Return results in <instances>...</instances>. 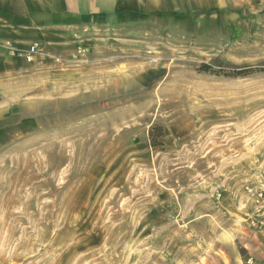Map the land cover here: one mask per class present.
<instances>
[{"label":"rangeland","instance_id":"obj_1","mask_svg":"<svg viewBox=\"0 0 264 264\" xmlns=\"http://www.w3.org/2000/svg\"><path fill=\"white\" fill-rule=\"evenodd\" d=\"M0 38V264H264V0H0Z\"/></svg>","mask_w":264,"mask_h":264},{"label":"built area","instance_id":"obj_2","mask_svg":"<svg viewBox=\"0 0 264 264\" xmlns=\"http://www.w3.org/2000/svg\"><path fill=\"white\" fill-rule=\"evenodd\" d=\"M18 55L25 61L31 62L37 54V45L29 44L25 49L16 48L11 41L0 38V59L4 54Z\"/></svg>","mask_w":264,"mask_h":264},{"label":"trees","instance_id":"obj_3","mask_svg":"<svg viewBox=\"0 0 264 264\" xmlns=\"http://www.w3.org/2000/svg\"><path fill=\"white\" fill-rule=\"evenodd\" d=\"M208 69H210V66L209 65H206L204 64L203 65V70L207 71ZM221 72V70L215 72V73H219ZM251 72V69L249 68H246V69H240V70H237V71H232V75H245L247 73H250Z\"/></svg>","mask_w":264,"mask_h":264},{"label":"bare ground","instance_id":"obj_4","mask_svg":"<svg viewBox=\"0 0 264 264\" xmlns=\"http://www.w3.org/2000/svg\"><path fill=\"white\" fill-rule=\"evenodd\" d=\"M25 208H26V207H25ZM6 209H7V208H6ZM18 213H19V212H18ZM21 226H22V225H21ZM6 227H7V225H6ZM10 227H11V226H10ZM10 227H9V228H10ZM7 228H8V227H7ZM32 229H33V228H32ZM9 230H10L9 233L12 232L11 229H9ZM4 231H5V230H4ZM4 231H3V232H4ZM7 232H8V231H7ZM19 232H20V231H19ZM25 235H26V234H25ZM39 235H40V234H39ZM0 236H2V235H0ZM8 236H9V234H8ZM8 236H7V237H8ZM10 236H11V234H10ZM2 237H3V236H2ZM20 237H21V236H20ZM8 239H10V238L8 237ZM11 240H12V239H11ZM6 241H7V240H6ZM21 242H22V240H21ZM24 242H25V241H24ZM24 242H23V244L25 245ZM3 243H4V241H3ZM19 243H20V240H19ZM28 243H29V242H28ZM24 245H22V247H23ZM6 247H7V246H6ZM22 247H21V248H22ZM25 247H26V245H25ZM14 248H15V247H14ZM16 250H17V249H16ZM11 254H12V253H11ZM14 255H15V254H14ZM9 256H10V255H9Z\"/></svg>","mask_w":264,"mask_h":264},{"label":"crops","instance_id":"obj_5","mask_svg":"<svg viewBox=\"0 0 264 264\" xmlns=\"http://www.w3.org/2000/svg\"><path fill=\"white\" fill-rule=\"evenodd\" d=\"M36 15L40 16L41 14L40 13H36Z\"/></svg>","mask_w":264,"mask_h":264}]
</instances>
